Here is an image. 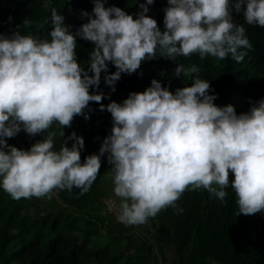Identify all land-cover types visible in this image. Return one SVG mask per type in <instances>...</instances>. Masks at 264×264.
<instances>
[{
    "label": "clouds",
    "instance_id": "1",
    "mask_svg": "<svg viewBox=\"0 0 264 264\" xmlns=\"http://www.w3.org/2000/svg\"><path fill=\"white\" fill-rule=\"evenodd\" d=\"M106 2L92 0V15L81 12L87 22L75 34L56 10L47 37L19 29L11 36L0 34V188L14 200L51 199L55 190L74 188L84 195L107 154L113 192L120 198L115 215L126 226L145 224L169 207L182 213L177 201L189 190L205 189L223 202L229 185L236 215L264 212V99L240 114L230 104L217 106L195 64H176L174 76L191 78V86L174 93L153 79L143 92L105 106L103 93L89 91L99 87L108 62L116 68L104 77L112 91L122 73H135L158 54L172 61L198 54L201 61L231 56L242 62L247 53L241 49L252 45L233 13H242L248 25L264 27V0H167L163 31L146 15L145 4L134 19L119 7H105ZM77 36L94 45L87 70L77 61ZM90 102L111 114L112 128L99 154L81 163L83 137L75 132L65 137L62 129L76 116L89 119L84 110ZM53 124L64 137L59 150ZM21 130L47 135L22 150L7 143Z\"/></svg>",
    "mask_w": 264,
    "mask_h": 264
},
{
    "label": "trees",
    "instance_id": "2",
    "mask_svg": "<svg viewBox=\"0 0 264 264\" xmlns=\"http://www.w3.org/2000/svg\"><path fill=\"white\" fill-rule=\"evenodd\" d=\"M141 4L149 8L146 15L163 31L167 0H153L151 5L146 0H107L104 6L119 7L135 19ZM92 8V0H0V34L11 36L19 29L22 34L47 37L53 10L75 34L87 22L81 12L92 15ZM233 19L245 28L252 45L250 50L241 49L247 53L242 62L231 56L224 61L206 56L201 61L198 54L172 61L158 54L142 62L135 73H122L115 91L104 81L105 75L116 71L108 62L99 87H90V93H103L105 106L112 101L122 103L129 93L143 92L153 79L174 93L191 86V78L174 76L176 64H195L200 68L199 78L210 83L209 94L217 97L214 104H230L237 114L248 112L264 99V27L248 25L242 13L234 12ZM76 43L77 61L87 70L94 45L78 36ZM99 109L100 104L90 102L84 110L89 119L76 116L71 127L62 129L65 137L72 132L83 137L81 163L86 156L99 154L104 138L111 134V114ZM50 131L57 133L55 150H59L64 141L59 125L53 124ZM43 135L47 134L29 136L21 130L7 143L27 150ZM72 143L69 140L66 146ZM110 170L105 154L96 181L84 195L74 188L71 193L55 190L51 199L14 200L0 188V264H264V212L236 215L238 205L231 185L225 189L228 195L223 202L205 189L189 190L177 201L182 213L169 207L145 224L126 226L104 209L102 194L112 187Z\"/></svg>",
    "mask_w": 264,
    "mask_h": 264
},
{
    "label": "rangeland",
    "instance_id": "3",
    "mask_svg": "<svg viewBox=\"0 0 264 264\" xmlns=\"http://www.w3.org/2000/svg\"><path fill=\"white\" fill-rule=\"evenodd\" d=\"M99 184L101 185L102 183L99 182ZM111 190H105L102 194V201L104 203V205L106 206L104 209L106 211H110V212H113V214L115 215H118V206H119V203H120V198L116 197L114 192H113V188H114V185H113V182H112V179H111ZM155 218V217H154ZM152 218V219H154Z\"/></svg>",
    "mask_w": 264,
    "mask_h": 264
}]
</instances>
